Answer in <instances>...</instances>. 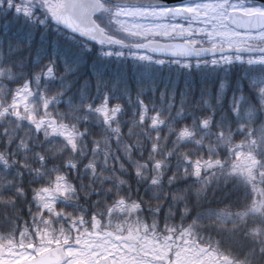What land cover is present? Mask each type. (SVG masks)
I'll return each mask as SVG.
<instances>
[{
    "label": "trees",
    "instance_id": "obj_1",
    "mask_svg": "<svg viewBox=\"0 0 264 264\" xmlns=\"http://www.w3.org/2000/svg\"><path fill=\"white\" fill-rule=\"evenodd\" d=\"M67 32L38 0H0V243L141 225L264 264L263 86L230 104L200 95L223 69L71 65Z\"/></svg>",
    "mask_w": 264,
    "mask_h": 264
},
{
    "label": "flooded vegetation",
    "instance_id": "obj_2",
    "mask_svg": "<svg viewBox=\"0 0 264 264\" xmlns=\"http://www.w3.org/2000/svg\"><path fill=\"white\" fill-rule=\"evenodd\" d=\"M209 2L211 0H189L177 3L173 5V9L177 10L176 16H169L168 9L170 6H135L134 9H138L145 14L160 10L162 12L160 15L162 20L168 24L164 28L166 30L164 33H141V35L146 40L152 39L163 42L185 41L197 48H207L211 52L212 47L208 44L210 33L206 32V27L208 24L211 25L217 21L215 14L220 12V20L225 24L223 26L230 31L228 35L236 40L222 38L221 40L227 39L232 44V48L230 52L224 51L221 53V45L218 43L215 48L217 56L221 54L225 56L229 54L233 56L243 55L247 59L251 56L253 50L264 48V40H261L259 35L264 31V25L258 28H241L229 21L231 15L236 18L252 13L264 14L261 11H250L255 6L264 4L246 0H224L228 7L222 9L221 12L220 10L212 11L201 7L202 4ZM60 4L61 0L59 7ZM177 5H180V7L177 8ZM103 6H108V3L102 2L100 9ZM209 21L211 23H208ZM192 28L193 30L186 32ZM135 29V31L139 32V29ZM180 32L184 34L179 35ZM182 36L189 37L182 38ZM219 40L217 38V41ZM237 44L242 45L239 50H237ZM205 58L201 57V60ZM235 66L239 67L237 71L240 74L246 64ZM262 86L264 88V84ZM148 233H155V231L135 230L133 234H128L126 230L122 229H68L53 231L50 238L43 240L36 238L35 241L29 240L27 243L22 242L21 239L10 242L5 241L0 243V264H70V262L71 264H100L101 259L107 260L111 264L112 258L121 259V253H126V256L122 258L123 264H261L253 260H227L225 259L228 258L227 256H221L216 253V250L222 247L215 245H173L168 247L162 242L157 245L140 244L138 242L139 239H136L137 237H157ZM154 241L156 242L157 239L155 238ZM52 249H58V254L54 255L55 257L44 258V260L47 261L53 257L57 258L54 261L47 263L32 262ZM105 251L108 255H105ZM250 256L243 255V257Z\"/></svg>",
    "mask_w": 264,
    "mask_h": 264
},
{
    "label": "snow or ice",
    "instance_id": "obj_3",
    "mask_svg": "<svg viewBox=\"0 0 264 264\" xmlns=\"http://www.w3.org/2000/svg\"><path fill=\"white\" fill-rule=\"evenodd\" d=\"M169 0H165L164 4L156 5V7H167ZM144 7H148L145 5ZM177 8L180 5L176 6ZM201 7L210 9L212 11H218L226 9L228 5L224 0H211L209 3L202 4ZM128 5L114 4L112 0L108 2L107 10L101 8L97 15L98 30L94 29L92 34L84 35L80 32L69 31L67 32L70 44H71V65H76L81 62H85L89 54L92 55L93 60L91 67L99 72H103L106 67V63L115 58L117 61L123 60L125 67L131 63L133 67L139 68L145 75L143 77H137L138 83L142 80L150 78L151 69L156 65H162L165 63L163 59H155V56L167 55V53H155L146 54V50L138 45L126 42V39L113 40L111 36L121 35L124 36L127 32V27L120 24V21L127 15ZM12 10L16 15H24L16 5L12 6ZM250 11L264 12V5H257ZM208 23H211L210 21ZM217 36H225L224 32H212L209 35L208 44L211 45L212 51L209 52L207 48L196 49L195 51H188L180 56L179 61H173L178 64L179 67L191 72L193 67L197 70L202 67L209 69H223L219 74L213 73L214 82L205 86L201 84L200 95L207 96L209 92L214 89V93L217 97L227 94L229 88L232 89V95L229 98L230 104L236 102L237 104L247 102L249 98L255 99L257 96V88L264 84V48L259 50H253L250 57L247 59L243 55L233 56L231 54L225 56L223 54L217 56L215 48L217 43L221 45V53L229 51L232 48V44L227 40L217 41ZM130 39V37H128ZM261 40H264V35H261ZM242 45L237 44V50ZM59 49V44L54 41V52ZM67 51V50H65ZM65 62H68V56L65 52L61 53ZM201 56L206 57L201 60ZM54 58V57H53ZM195 60V64H193ZM246 64V67L239 74V82L233 83L231 80V68L234 65ZM115 82H119L117 77ZM146 87V85H145ZM154 89L155 85L152 84ZM189 87L187 81L182 87V91ZM193 90L196 85L193 82L191 84ZM248 88V95H244L243 89ZM172 93L175 92V85L172 88ZM105 255L108 253L105 251ZM121 259H111V264H123V257L126 253L120 254ZM71 264V262H70ZM100 264H109L107 260H100Z\"/></svg>",
    "mask_w": 264,
    "mask_h": 264
},
{
    "label": "water",
    "instance_id": "obj_4",
    "mask_svg": "<svg viewBox=\"0 0 264 264\" xmlns=\"http://www.w3.org/2000/svg\"><path fill=\"white\" fill-rule=\"evenodd\" d=\"M108 1L109 0H104ZM183 0H169L168 4L176 3ZM263 2L264 0H253ZM165 0H112L114 4L124 5H156L164 4ZM99 0H63V6L53 13V21L68 29L69 31L80 32L84 35L92 34L94 29L98 30V25L93 20V14L99 10ZM233 14V13H231ZM232 24L241 28H258L264 25V14H252L242 17V20L238 17H233L229 20ZM239 21V22H238ZM145 50L155 53H167V55L161 56H181L188 51H195L191 45L185 42L173 41L168 43L161 42H147L140 45ZM58 254V249H52L39 256L34 263H47L54 261V258ZM55 255V256H54ZM54 256L53 258L45 261L44 258Z\"/></svg>",
    "mask_w": 264,
    "mask_h": 264
},
{
    "label": "rangeland",
    "instance_id": "obj_5",
    "mask_svg": "<svg viewBox=\"0 0 264 264\" xmlns=\"http://www.w3.org/2000/svg\"><path fill=\"white\" fill-rule=\"evenodd\" d=\"M59 3H60V0H39L40 6L43 7L48 12V14H51V10L55 11L56 10L55 8L59 7ZM60 5H62V4H60ZM102 8L107 10L108 6H103ZM220 11L222 12V9ZM161 14H162V12L160 10L149 12L148 14H145L142 11L140 12L138 9L128 8L127 9V15L120 21L121 25L126 26L127 30L129 29V31L126 32L127 35H125L124 37L126 39H128V37H130V39L132 37H135L136 33L131 31V30L135 31V28L139 29V33H138L139 35H141V33H145V34H161V33H164L166 31L164 28L167 27L168 24L164 23V21L162 20V18L160 16ZM220 18H221L220 12L215 14V19L217 21H215L211 25L208 24L206 27V32L210 33V34L212 32H224L225 36H217V38L220 40L222 38L235 39L234 37L228 35L230 33V31L227 27L223 26L225 24L223 23L222 20H220ZM95 19L97 20V18H95ZM211 28H213V29H211ZM191 30H193V28L186 31V32H190ZM183 34L184 33H182V32L179 33V35H183ZM259 35L260 36L264 35V31H262ZM117 36H119V35H114L111 37L118 38ZM187 37H189V36H187ZM187 37L182 36V38H187ZM187 40H189V39H187ZM21 96H23V94H21ZM43 200H46V205L48 206L49 202L47 200V197H44ZM134 231H135V228L127 229V232L129 234L134 232ZM185 243L194 244V239L191 236L190 237L186 236Z\"/></svg>",
    "mask_w": 264,
    "mask_h": 264
}]
</instances>
